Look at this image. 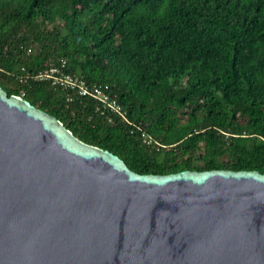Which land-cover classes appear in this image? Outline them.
I'll list each match as a JSON object with an SVG mask.
<instances>
[{
    "label": "trees",
    "instance_id": "1",
    "mask_svg": "<svg viewBox=\"0 0 264 264\" xmlns=\"http://www.w3.org/2000/svg\"><path fill=\"white\" fill-rule=\"evenodd\" d=\"M61 60L121 113L33 78ZM0 87L139 174L264 172V0H0Z\"/></svg>",
    "mask_w": 264,
    "mask_h": 264
},
{
    "label": "water",
    "instance_id": "2",
    "mask_svg": "<svg viewBox=\"0 0 264 264\" xmlns=\"http://www.w3.org/2000/svg\"><path fill=\"white\" fill-rule=\"evenodd\" d=\"M0 264H264V172L139 174L0 87Z\"/></svg>",
    "mask_w": 264,
    "mask_h": 264
},
{
    "label": "built area",
    "instance_id": "3",
    "mask_svg": "<svg viewBox=\"0 0 264 264\" xmlns=\"http://www.w3.org/2000/svg\"><path fill=\"white\" fill-rule=\"evenodd\" d=\"M66 61L61 60L58 64L52 65L38 72L33 78L39 81H48L54 88L68 91L79 96L93 95L100 102L102 110L121 113V107L114 98L107 94L108 87L89 85L81 77L65 70ZM71 98V96H69Z\"/></svg>",
    "mask_w": 264,
    "mask_h": 264
}]
</instances>
